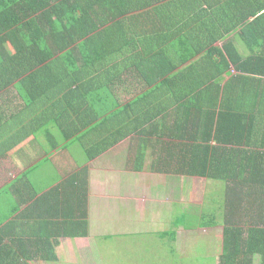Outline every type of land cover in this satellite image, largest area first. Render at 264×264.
Masks as SVG:
<instances>
[{"label":"trees","instance_id":"trees-1","mask_svg":"<svg viewBox=\"0 0 264 264\" xmlns=\"http://www.w3.org/2000/svg\"><path fill=\"white\" fill-rule=\"evenodd\" d=\"M241 5L0 0V88L11 102L0 112V138L10 126L30 135L53 124L87 162L137 139L129 170L148 171L152 157L153 173L225 184L221 264H264V79L251 76H264V55L243 60L236 40L264 3L247 4L248 15ZM206 47V61H195ZM139 79L146 87L122 102L119 89ZM46 163L0 187V264L56 263L62 240L90 238L87 168L55 186L42 179ZM158 238L174 243L176 231Z\"/></svg>","mask_w":264,"mask_h":264},{"label":"rangeland","instance_id":"rangeland-1","mask_svg":"<svg viewBox=\"0 0 264 264\" xmlns=\"http://www.w3.org/2000/svg\"><path fill=\"white\" fill-rule=\"evenodd\" d=\"M118 94L122 102L131 97L126 90L121 88ZM134 148L136 149V142L127 139L114 146V149L109 150L102 157L89 163L88 166H86L87 157L79 151L78 146L73 150V159L77 160L79 165L88 168V196L92 201L90 212L93 224L90 225L88 240L61 241V247L57 251L60 260L52 264H177L172 251L168 250L167 240H161L158 238V234H147L146 231L144 233L141 231L143 228H139V226L144 223L145 230H151L152 225L163 221L165 224L167 215L171 214L166 221L172 227L165 230L172 231L175 221L182 217V210L190 218V220L186 219V223L200 224V230L217 218L219 226L207 234L202 233V237H200V230L187 233L189 239L185 237L184 240L183 237L181 246L170 243L171 247L176 248L183 256L184 248L189 251V256L183 258V264H217L216 260L222 257L224 249L222 217L225 184L195 177L176 181L177 176L165 177L153 172L140 175L133 174L134 172L128 173L126 169L129 167V156H132L130 149ZM63 155L60 156L61 158H57L56 164H62L63 167L60 170L65 171L66 167L67 174L71 172L69 174L71 175L74 169L78 170V168L76 165L75 168L72 167L76 164L75 161L72 162V159L68 157L62 159ZM147 163L151 164L152 159L149 158ZM54 176L52 173L51 175L47 173L42 179L51 178L50 181H52ZM130 179L138 188V191L132 190L134 192L131 196L128 191H125V189L132 188L129 184L132 182ZM160 184H164L166 187L162 189L163 191L159 188ZM46 186L47 184L42 183L39 189ZM131 198L135 200L134 213L132 214L133 219H128L131 226H128L127 229L133 230L135 226L134 230L138 231L139 228L141 232H137L138 234L133 232L129 237H125V235L117 237V232L126 229L124 227L126 223L117 221V207L119 208V203L123 202H126L128 206ZM136 198L142 204H147L146 210L141 204L136 208L138 204ZM163 201L168 206L163 205ZM173 207L179 211L175 208L174 210ZM161 218L163 219L161 220ZM128 220L126 222H129ZM259 263L257 260L255 264ZM34 264L45 263L35 262ZM218 264H220L219 261Z\"/></svg>","mask_w":264,"mask_h":264},{"label":"crops","instance_id":"crops-1","mask_svg":"<svg viewBox=\"0 0 264 264\" xmlns=\"http://www.w3.org/2000/svg\"><path fill=\"white\" fill-rule=\"evenodd\" d=\"M252 1L257 2L256 7L260 6L261 3H264V0H242V3L246 4V5H241L242 6V13L244 15H248L249 13H252L251 6L247 5V4H250ZM211 4H212V6H214L216 8L215 2H211ZM209 8L211 9V7H209ZM262 14H264V12L259 14L258 17H256L255 19L254 18L253 19H250V18L246 19L245 22L242 23V26H241L240 30L238 31V33L241 32L240 34H242V36H243V39H241L240 37H238L236 39L237 40V46L239 48V52L243 56V60L250 58V56H252V55H264V20H261L259 25L255 24V21H257L256 19L259 18ZM193 38H194V35H193ZM217 46L219 48L223 47V41H220ZM210 48L211 47H206L205 50H203V51L200 50V52L197 54V58H195L194 60L197 62H202V61L205 62L206 61L205 56H208L207 53L210 50ZM205 70H208V73L210 72L209 69H205ZM208 73L205 75H208ZM209 76H211V75L209 74ZM251 76L256 78V79H261V78L264 79V76H262V75H252L251 74ZM84 77L85 76H83V79H84ZM222 84L224 86H226V82H223ZM145 87H146V83L142 79H139V81L137 83H135L134 85H132L131 87L128 85L124 86L125 89H123V90H126L127 88H129L130 89L129 95L132 96V95H135L137 93L142 92ZM51 92H54V91H51ZM7 93L8 92H6V90H4V87L0 88V112H1V109L3 107L6 108L8 106L7 104L11 103L10 99L6 98ZM33 93H35V92H33ZM42 94L43 93L37 94V95H42ZM47 94H49V93H47ZM130 98H129V100H130ZM1 105H3V106H1ZM47 116H49V115H47ZM39 117L49 118V117H45V115L39 116ZM20 130H21L20 127L19 128H12L10 126L9 132H7V131L2 132L3 133L2 135L4 137L2 136V138H0V156H1V154H5V155L2 158L0 157V187L10 183L12 180H15L16 177H20L24 172L30 171L32 168H34L38 164H41L42 161H44V160L47 161L45 166L42 165L43 169L45 170L44 176H46L47 173H48V175H51L50 171H53V169H54L56 171V174H55L54 179L51 183L55 186L60 185L61 182H63L64 180H66L70 177L69 174L71 173V172L70 173L68 172L69 174H67L66 167H65V171L60 170L61 167H63V166H61L62 164L61 165L56 164V161L58 160L57 158L58 157L61 158L60 156H62L64 153L65 154L63 155L62 159L64 157H68V158L72 159V162L75 161L76 164H74L72 166L73 168H75V165H76V168H78V169L81 167H85V166L79 165L77 160L73 159V153L72 152L74 149H77V146H78L79 151L83 153L81 144L80 143L79 144H75V143L71 144L70 143L71 141L69 142L66 140L67 138L64 137V133L59 131L57 126L52 124V126L49 127V132L42 131V130H38V131L36 130L35 133L30 134V135L27 134L26 131L23 132L24 134H22L21 133L22 130L21 131ZM6 138L8 139V144L5 142ZM127 139H131V140L136 142V149L135 148L130 149L132 151L131 154L138 152V148H140L139 141L137 139H132L131 137H127L124 140H122L121 142H123ZM121 142H119L118 144H120ZM2 143L4 144V146H6V149L3 151H2L3 148H1ZM61 144H64L66 146V148L64 146L65 149H59ZM118 144H116V145H118ZM116 145H114V146H116ZM114 146H112V149H114ZM112 149H110V150H112ZM148 155H150V154H148ZM130 158H131V156H129V159ZM149 158L152 159V162H153V158L148 157V159ZM148 159H147V161H148ZM86 163H87L86 166H88L89 163H91V162L86 161ZM86 163H83V164H86ZM151 164L147 165V167L149 169L148 171L147 170H145L143 172H136L133 170L129 171L128 170L129 168L126 169V171L128 173L134 172L133 174H139V175L141 173H148V172H151L150 171ZM75 171L76 170L74 169V172ZM87 175H88V173H87ZM165 177H168V176H165ZM177 177L178 178H176L177 179L176 181H182V180H185L186 178H188V177H180V176H177ZM191 178H194V177H191ZM195 178H200V177H195ZM200 179H204V178H200ZM143 181H144V179H143ZM144 183H145V181H144ZM144 183H143V186L145 187V184H147V183H145V184ZM88 184H89V181H88ZM129 184L132 188L129 190L125 189V191H128L129 195L131 196L134 192L132 190L135 189L136 191H138V188H136V184L133 183V181L129 182ZM159 188L162 190V189H165L166 187L164 184H160ZM131 199L132 200L129 201L128 206L126 205V202H123V203H119V208L117 207V209H118L117 221H121V223H126V225L124 226V227H126V229H123V231L117 232V237H123V235H125V237H129V235H132L133 232L137 233V232H141V231H143L144 233L146 231L147 234L150 233L153 235L169 232L168 230H165V229L172 227V225L166 221L167 217H170L171 214L167 215L166 220H165V224H163L164 221L159 222V224L152 225L151 230H149V229L145 230L146 225L144 223H141L139 226V228L140 227L143 228L141 231L139 228H138V231H135L134 230L135 226H134L133 230L127 229L128 226H131L130 220H128V219L131 218V220H132L133 219L132 214L134 213L135 200H133V198H131ZM136 202L138 203L136 208H138L139 205L141 204L143 209L146 210L147 204H142L138 199L136 200ZM91 203H92V201L90 200V197L88 196V212H89L90 225L93 224V221L91 218V212H90ZM163 203H164L163 205H167V203L165 204L164 201H163ZM174 208L175 207H173V209ZM182 209H184V208L182 207ZM176 210H178V209H176ZM181 215H182V217L187 216V213L184 212V210H182ZM99 218H101V217L99 216ZM187 218H188V216H187ZM162 219L163 218H161V220ZM188 219L190 220V218H188ZM127 220L129 222H126ZM184 222H185V224H180L177 228L173 227V229L176 231V241H174V244H177L179 246H181V244H182L181 239L183 237H184V240H185V237L188 238V235H186L187 233L198 232V230H200V228H201L200 224H188V223H186V219H184ZM174 226H175V223H174ZM217 228H218L217 226H212V225L211 226H203L202 229L200 230V237H202V233L207 234V233H209V231L216 230ZM85 240H88V239H85ZM79 241H81V240H79ZM167 247H168L169 251H172V255L174 256V259L177 262V264H183V262H184L183 258L189 256V251H186L185 248L183 249L185 251V253H183L184 254V256H183V255H181V253L179 251L176 250V248L171 247L170 243H167ZM184 251H182V252H184ZM222 256H223V254H222ZM59 259H60V257H59ZM165 259L168 260V258H165ZM221 259H222V257L218 258L216 260L217 264H218V261L221 264Z\"/></svg>","mask_w":264,"mask_h":264}]
</instances>
